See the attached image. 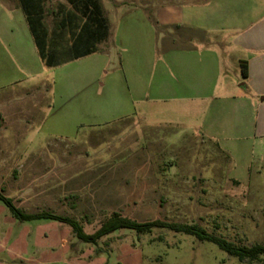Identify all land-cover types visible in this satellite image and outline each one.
I'll return each instance as SVG.
<instances>
[{
  "label": "rangeland",
  "instance_id": "1",
  "mask_svg": "<svg viewBox=\"0 0 264 264\" xmlns=\"http://www.w3.org/2000/svg\"><path fill=\"white\" fill-rule=\"evenodd\" d=\"M94 1L108 38L95 53L49 67L19 0H0V28L9 30L0 32V189L23 211L70 217L86 233L119 213L199 225L235 246H264V137H247L256 115L249 108L242 126L245 87L204 103L176 97V65L162 41L191 32L200 43L206 33L164 26L159 6L172 0ZM197 1L174 3L186 10ZM74 8L69 0L44 4L43 23L50 34L58 31L60 51L71 43L76 26L65 30V14ZM222 65L235 74L230 57ZM121 246L132 249L126 261L135 264H264V255L241 261L168 229L120 230L85 244L64 224L20 223L0 204V260L7 264L50 254L123 264Z\"/></svg>",
  "mask_w": 264,
  "mask_h": 264
},
{
  "label": "crops",
  "instance_id": "2",
  "mask_svg": "<svg viewBox=\"0 0 264 264\" xmlns=\"http://www.w3.org/2000/svg\"><path fill=\"white\" fill-rule=\"evenodd\" d=\"M174 1L172 0L173 5L167 7L160 3L159 12L163 25L178 31L183 27L189 31L202 30L207 36H203L200 43H195L191 32L183 37H167L166 43L163 42L165 40L162 41L163 55L168 61L174 62L178 74L176 89L171 90V93L176 97L189 99L192 104L204 103L208 98L221 100L223 96L236 91L240 84L245 87L247 93V102L238 110L242 126L243 117L247 113L246 108H249L252 113L255 111L256 115L253 125L252 117L251 121H248L247 128L251 130L247 137L253 140L264 137V99H257L260 96L264 98V0H198L199 4L186 10H181ZM185 1L187 0H182ZM230 4L235 6L231 7ZM227 6H230L229 9ZM8 31L5 27L0 28L1 33ZM31 38L33 39L32 35ZM102 43H99V46ZM228 57L236 67L234 75H228V72L223 71L222 64ZM226 93L227 95H224ZM120 251L123 257L121 263H134L126 261V256L131 258L132 255L130 247L121 246ZM7 253L11 259L18 256L10 251ZM103 263L102 257L88 261L81 255L68 260L50 254L28 264ZM0 264L7 263L0 260Z\"/></svg>",
  "mask_w": 264,
  "mask_h": 264
},
{
  "label": "trees",
  "instance_id": "3",
  "mask_svg": "<svg viewBox=\"0 0 264 264\" xmlns=\"http://www.w3.org/2000/svg\"><path fill=\"white\" fill-rule=\"evenodd\" d=\"M46 1L19 0V3L38 49L39 57L47 66H55L95 53L97 45L108 38V23L98 3L94 0H69L75 8L65 14V24L68 30H70L71 25L76 27L74 30H70L71 43L68 45L69 49L60 51L55 48L54 35H56V32L50 34L43 23L44 4ZM243 75L245 76V74ZM0 204L20 223L47 221L64 224L70 228L78 241L94 246L98 245L100 239L119 230H129L136 234H149L154 228H159L168 229L175 233H184L194 236L200 241L214 243L229 256L236 257L241 261H254L259 256L264 255V246H235L222 237L208 233L199 225L166 222L159 219L139 222L124 217L119 213H113L93 233H86L83 225L70 217L48 210L33 213L23 211L15 205L12 198L5 195L3 189H0Z\"/></svg>",
  "mask_w": 264,
  "mask_h": 264
}]
</instances>
